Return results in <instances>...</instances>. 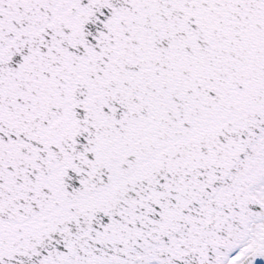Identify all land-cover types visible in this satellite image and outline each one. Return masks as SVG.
Wrapping results in <instances>:
<instances>
[{
    "label": "snow or ice",
    "instance_id": "6c2138e0",
    "mask_svg": "<svg viewBox=\"0 0 264 264\" xmlns=\"http://www.w3.org/2000/svg\"><path fill=\"white\" fill-rule=\"evenodd\" d=\"M0 264H264V0H0Z\"/></svg>",
    "mask_w": 264,
    "mask_h": 264
}]
</instances>
